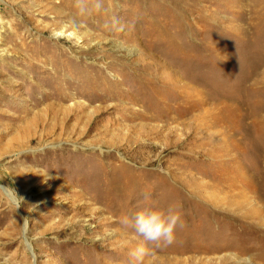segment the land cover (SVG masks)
<instances>
[{"label":"rangeland","instance_id":"374dc122","mask_svg":"<svg viewBox=\"0 0 264 264\" xmlns=\"http://www.w3.org/2000/svg\"><path fill=\"white\" fill-rule=\"evenodd\" d=\"M168 204L144 264H264V0H0V264H132Z\"/></svg>","mask_w":264,"mask_h":264},{"label":"clouds","instance_id":"9594fccd","mask_svg":"<svg viewBox=\"0 0 264 264\" xmlns=\"http://www.w3.org/2000/svg\"><path fill=\"white\" fill-rule=\"evenodd\" d=\"M104 7L105 0H73L74 14L79 18L91 17ZM123 223L132 229V238L137 241L129 252L132 264H144L146 256L153 254L155 249L171 245L177 230L186 227L176 204L143 207L131 217H125Z\"/></svg>","mask_w":264,"mask_h":264},{"label":"bare ground","instance_id":"6f19581e","mask_svg":"<svg viewBox=\"0 0 264 264\" xmlns=\"http://www.w3.org/2000/svg\"><path fill=\"white\" fill-rule=\"evenodd\" d=\"M8 195H9V192H8V190L5 188V187H3L2 188ZM9 196H11V195H9ZM13 197H11V199H12Z\"/></svg>","mask_w":264,"mask_h":264}]
</instances>
